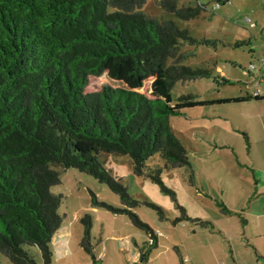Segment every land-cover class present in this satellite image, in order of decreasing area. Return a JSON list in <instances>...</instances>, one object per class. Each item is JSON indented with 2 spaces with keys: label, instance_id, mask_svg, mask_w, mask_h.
Masks as SVG:
<instances>
[{
  "label": "trees",
  "instance_id": "obj_1",
  "mask_svg": "<svg viewBox=\"0 0 264 264\" xmlns=\"http://www.w3.org/2000/svg\"><path fill=\"white\" fill-rule=\"evenodd\" d=\"M216 1L220 6L227 0ZM145 3L0 0V254L11 264L51 263L49 243L62 221L58 209L63 196L50 190L61 183L57 168L93 176L132 206L136 201L105 167L102 155H127L134 175L166 190L162 167L147 162L157 156L166 169L190 166L171 116L194 106L263 98L198 100L187 94L174 102L176 83L209 77L210 71L184 64L193 55L184 45L196 40L172 19L142 12ZM158 4L182 21L203 9L178 6L177 0ZM103 73L125 86L86 92L88 77ZM143 77H152L161 97L138 91ZM127 214L148 236L147 247L139 251L142 264L157 236L136 213ZM87 236L85 228L82 245L89 251ZM26 245L38 247L39 262Z\"/></svg>",
  "mask_w": 264,
  "mask_h": 264
},
{
  "label": "rangeland",
  "instance_id": "obj_2",
  "mask_svg": "<svg viewBox=\"0 0 264 264\" xmlns=\"http://www.w3.org/2000/svg\"><path fill=\"white\" fill-rule=\"evenodd\" d=\"M158 1L146 0L141 11L172 19L181 28H187L196 41L184 45V49L193 53L184 64L210 71L209 77L176 83L171 90L174 102L187 94L196 95L198 100L247 95L255 90L264 95V0H227L217 7L216 0H177L178 6L203 7L196 18L187 21L165 12ZM246 16L255 24L253 27L244 21ZM152 80L143 77L138 91L151 98L161 97ZM106 85L125 86L103 73L89 76L85 91H98ZM253 104L264 107V99ZM255 110L248 103L227 102L184 108L182 115L171 116L172 130L187 150L190 166L166 169L161 158H151L147 164L159 163L162 167L160 179L166 190L148 177L134 175L127 155H102L105 167L136 201L132 206L121 203L106 183L93 176L75 168H57L61 183L50 190L63 196L58 209L62 221L49 243L50 264H131L130 259L137 260L141 248L147 247L148 236L132 225L127 210L136 213L159 238L151 264H177L175 251L181 238H187L195 229L197 236L203 231L192 219L218 220L222 216L219 201L239 203L236 187L242 186L244 175L243 167L235 163L234 157L245 162L252 155V151L247 152L243 125L249 117L246 115ZM229 123L243 130L232 131ZM218 142H228L230 146L215 145ZM85 228L89 251L82 245ZM24 248L39 262L37 246ZM0 264L11 263L0 254Z\"/></svg>",
  "mask_w": 264,
  "mask_h": 264
},
{
  "label": "crops",
  "instance_id": "obj_3",
  "mask_svg": "<svg viewBox=\"0 0 264 264\" xmlns=\"http://www.w3.org/2000/svg\"><path fill=\"white\" fill-rule=\"evenodd\" d=\"M252 93H247V95H252ZM259 96L263 98L228 102L248 103V106L256 109L252 115H246L249 117L243 125L247 152L252 151V155L247 157L245 162H242L238 156L234 157L235 163L240 165L241 169L243 167L244 182L242 186L237 185L236 187L240 201L237 205L235 201L232 203L219 201L218 206L222 210V216H219L218 220L211 217L195 218L208 223L201 226L192 221L203 231L197 236L195 229L187 238H181V243L176 245L175 251L177 264H264V107L253 104L254 101H263L264 95L259 92ZM226 120L225 118V122ZM229 125L232 131L243 130L234 126L233 123ZM223 130L229 133V130L225 128ZM218 143L215 145L225 148L230 146L228 142ZM200 238L203 240H199ZM156 240V247L151 250L147 261L142 264H151L155 259L153 252L159 246V238L157 237ZM133 255L136 256V254ZM156 255L161 258L160 252ZM130 260L131 264H140L139 253L137 260Z\"/></svg>",
  "mask_w": 264,
  "mask_h": 264
},
{
  "label": "built area",
  "instance_id": "obj_4",
  "mask_svg": "<svg viewBox=\"0 0 264 264\" xmlns=\"http://www.w3.org/2000/svg\"><path fill=\"white\" fill-rule=\"evenodd\" d=\"M215 6L217 7L218 4L216 3ZM244 21H245L246 23H249L251 27H253V26L255 25V24L252 22L251 18L248 17V16H246V17L244 18ZM252 95H254V96H259V91H258V90H255V91L253 92Z\"/></svg>",
  "mask_w": 264,
  "mask_h": 264
}]
</instances>
